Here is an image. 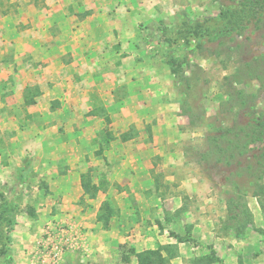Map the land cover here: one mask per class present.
<instances>
[{"label":"rangeland","instance_id":"1","mask_svg":"<svg viewBox=\"0 0 264 264\" xmlns=\"http://www.w3.org/2000/svg\"><path fill=\"white\" fill-rule=\"evenodd\" d=\"M155 2L154 36L163 44L147 49L170 67L162 102L175 109L172 130L168 117L147 124L158 137L144 140L136 175L130 158L122 170L108 162L98 173L85 160L89 186L108 184L114 215L106 223L89 218L88 200L100 194L81 201L88 218L41 224L36 207L11 205L0 191L1 263L140 264L142 255L147 264H264V171L217 164L216 149L204 159L210 138L264 120V0Z\"/></svg>","mask_w":264,"mask_h":264},{"label":"crops","instance_id":"2","mask_svg":"<svg viewBox=\"0 0 264 264\" xmlns=\"http://www.w3.org/2000/svg\"><path fill=\"white\" fill-rule=\"evenodd\" d=\"M151 1L0 0V191L11 205L36 207L41 224L86 215V159L96 173L108 162L122 170L128 158L142 172L144 140L158 137L147 124L174 117L162 102L170 67L147 49L163 44ZM99 181L93 222L109 201Z\"/></svg>","mask_w":264,"mask_h":264},{"label":"trees","instance_id":"3","mask_svg":"<svg viewBox=\"0 0 264 264\" xmlns=\"http://www.w3.org/2000/svg\"><path fill=\"white\" fill-rule=\"evenodd\" d=\"M262 21L263 19L258 20L257 22L260 23ZM35 95H27L30 98L29 101H33ZM249 98H251L250 101L256 100V97L254 96ZM259 121L261 122V118L258 119L257 123V120L254 119V117H251L246 124L237 128V134L234 132V128H228L225 129V131H222V135L210 138L211 147L208 150V153L205 154L204 159L210 160L214 155V150L216 149L217 151L215 152L219 154L218 157H214L217 164L222 163L225 166L235 164L244 168L245 172L246 170L253 169V175H256L257 170L259 172L264 171V120L261 123H259ZM233 133L234 136L232 137L231 135ZM224 137L227 138V144H225L226 141L222 139ZM257 144H261V146L257 147ZM257 176L259 178L261 174H258ZM83 189L90 197L94 198L96 196L97 189H92L89 184L84 181ZM99 212L100 213L97 217L98 221H104L105 223L108 222L110 217L114 215V209L112 208L110 201H104ZM153 254L161 262L163 261L161 255L155 252ZM138 258L139 263L141 261L140 264L148 263L147 258H144L142 255H138Z\"/></svg>","mask_w":264,"mask_h":264}]
</instances>
